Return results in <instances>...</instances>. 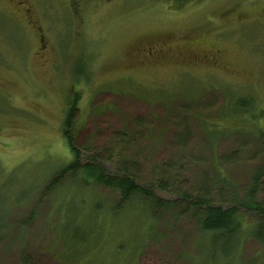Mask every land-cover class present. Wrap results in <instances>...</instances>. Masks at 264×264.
<instances>
[{"label": "rangeland", "instance_id": "rangeland-1", "mask_svg": "<svg viewBox=\"0 0 264 264\" xmlns=\"http://www.w3.org/2000/svg\"><path fill=\"white\" fill-rule=\"evenodd\" d=\"M24 2L0 0V264L22 249L38 264H223L193 207L116 206L97 183L48 182L72 158L63 119L75 103V144L102 152L125 131L131 145L140 123L144 180L171 161L185 190L223 168L242 195L264 163V0ZM216 50L211 70L192 58ZM239 237L235 264H264V245L247 227Z\"/></svg>", "mask_w": 264, "mask_h": 264}, {"label": "trees", "instance_id": "trees-1", "mask_svg": "<svg viewBox=\"0 0 264 264\" xmlns=\"http://www.w3.org/2000/svg\"><path fill=\"white\" fill-rule=\"evenodd\" d=\"M171 1L175 6L181 7L192 0ZM76 110L75 103H72L63 119V136L70 148L72 158L49 180V187H53L60 178L68 176L75 183H97L116 192L118 194L116 206L127 204L134 197H138L149 205L162 206L164 209L178 204L193 207L199 230L207 236L206 247L211 252V258L215 257V263L222 261L223 264H235L240 245L239 234L243 233L245 227L248 228L250 236L264 245V163L251 173L249 186L242 195L238 194V189L234 188L231 180L223 175V168H218L215 175L210 177L202 174L204 182L197 185L188 184L185 190L179 183L180 169L171 161L154 169L158 178H153L152 175L148 180H144L138 162L140 155L138 152H132L141 135V124H135L138 135L133 136L131 145L124 140L123 135L127 132L123 131L120 136L112 138L106 150L98 152L87 143L75 144L71 128ZM185 127L186 134L176 142L178 152L175 156L180 158L186 152L179 150L182 148L189 150L188 124ZM261 146L264 151V143ZM235 152V157L233 154L223 156L225 158H222L223 163H227V159L235 160L238 156L237 151ZM194 161L190 159V163ZM150 182L175 198L167 201L155 196L151 192ZM249 216H253L250 219L251 225L246 226ZM2 226L3 222L0 229ZM260 258L259 262L264 261L263 255ZM14 264H38V262L32 254L22 249L17 263Z\"/></svg>", "mask_w": 264, "mask_h": 264}, {"label": "flooded vegetation", "instance_id": "flooded-vegetation-1", "mask_svg": "<svg viewBox=\"0 0 264 264\" xmlns=\"http://www.w3.org/2000/svg\"><path fill=\"white\" fill-rule=\"evenodd\" d=\"M15 1V3H17V4H19L20 6L21 5H24V0H14ZM22 7V6H21ZM25 10H27L28 11V9H25ZM25 16L28 18V14L26 13L25 14ZM27 21H28V24H29V19H27ZM158 51H159V53H160V48H158V46H151V47H149V48H144L143 49V52L147 55V56H149V57H153L154 55H158ZM219 56H220V51L219 50H216L214 53H213V55H211V57L210 58H206L208 61L207 62H205V61H200L199 59H197L196 57H192L193 58V60H195L196 61V63L197 64H200V65H203V66H205L208 70H211L212 69V67H213V65H212V63L213 62H215V61H217V59L219 58Z\"/></svg>", "mask_w": 264, "mask_h": 264}]
</instances>
